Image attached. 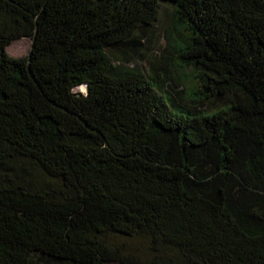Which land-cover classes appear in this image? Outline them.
<instances>
[{
    "label": "trees",
    "instance_id": "1",
    "mask_svg": "<svg viewBox=\"0 0 264 264\" xmlns=\"http://www.w3.org/2000/svg\"><path fill=\"white\" fill-rule=\"evenodd\" d=\"M41 262L264 264V0H0V264Z\"/></svg>",
    "mask_w": 264,
    "mask_h": 264
},
{
    "label": "rangeland",
    "instance_id": "2",
    "mask_svg": "<svg viewBox=\"0 0 264 264\" xmlns=\"http://www.w3.org/2000/svg\"><path fill=\"white\" fill-rule=\"evenodd\" d=\"M31 43L32 41L29 37H23L14 40L9 46H7V52L14 57L26 55L30 51ZM155 44L157 46L155 49L159 50L162 47L163 41L160 40V42H156ZM113 242L116 245L122 246L123 248L122 251L124 253H131L141 258L148 257L147 240L145 238L136 237L131 239H125L119 237V238H113ZM109 264H121V263L110 262Z\"/></svg>",
    "mask_w": 264,
    "mask_h": 264
},
{
    "label": "bare ground",
    "instance_id": "3",
    "mask_svg": "<svg viewBox=\"0 0 264 264\" xmlns=\"http://www.w3.org/2000/svg\"><path fill=\"white\" fill-rule=\"evenodd\" d=\"M82 89H84V86H81Z\"/></svg>",
    "mask_w": 264,
    "mask_h": 264
}]
</instances>
